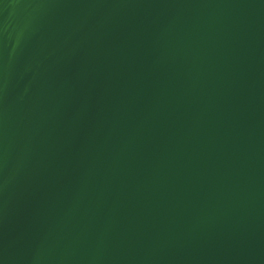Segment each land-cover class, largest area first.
I'll return each mask as SVG.
<instances>
[{
	"label": "water",
	"instance_id": "obj_1",
	"mask_svg": "<svg viewBox=\"0 0 264 264\" xmlns=\"http://www.w3.org/2000/svg\"><path fill=\"white\" fill-rule=\"evenodd\" d=\"M0 264H264V0H0Z\"/></svg>",
	"mask_w": 264,
	"mask_h": 264
}]
</instances>
